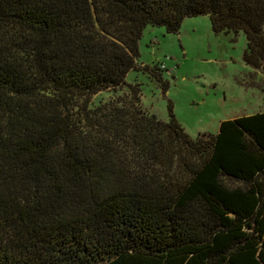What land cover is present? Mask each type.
<instances>
[{"label":"trees","instance_id":"16d2710c","mask_svg":"<svg viewBox=\"0 0 264 264\" xmlns=\"http://www.w3.org/2000/svg\"><path fill=\"white\" fill-rule=\"evenodd\" d=\"M203 14L264 72V0H0V264H264V111L192 138L125 82Z\"/></svg>","mask_w":264,"mask_h":264},{"label":"rangeland","instance_id":"374dc122","mask_svg":"<svg viewBox=\"0 0 264 264\" xmlns=\"http://www.w3.org/2000/svg\"><path fill=\"white\" fill-rule=\"evenodd\" d=\"M245 46L243 31L215 33L206 14L185 17L176 33L147 25L137 63L161 66L167 90L137 69L126 74L125 82L140 84V103L150 114L168 120L171 102L175 118L192 138L215 134L221 121L264 111V72L245 64ZM112 94L97 95L94 105Z\"/></svg>","mask_w":264,"mask_h":264}]
</instances>
